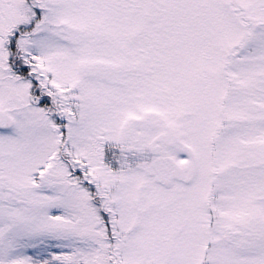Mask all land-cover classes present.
<instances>
[{
	"label": "snow or ice",
	"instance_id": "obj_1",
	"mask_svg": "<svg viewBox=\"0 0 264 264\" xmlns=\"http://www.w3.org/2000/svg\"><path fill=\"white\" fill-rule=\"evenodd\" d=\"M0 264H264V0H0Z\"/></svg>",
	"mask_w": 264,
	"mask_h": 264
}]
</instances>
